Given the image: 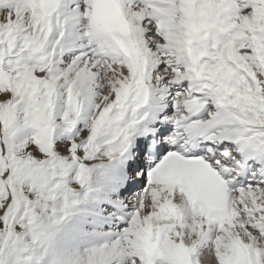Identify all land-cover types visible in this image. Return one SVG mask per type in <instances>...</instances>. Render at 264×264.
Here are the masks:
<instances>
[{
	"label": "bare ground",
	"instance_id": "obj_1",
	"mask_svg": "<svg viewBox=\"0 0 264 264\" xmlns=\"http://www.w3.org/2000/svg\"><path fill=\"white\" fill-rule=\"evenodd\" d=\"M22 1L0 0V104L7 103L0 108V119L1 111L7 109L10 102L23 97L24 103L27 100L25 95L31 93L35 109L31 120L39 124L34 125L36 148L49 152L53 150L48 149L49 144L53 148L62 142L67 146V153L74 150L73 161L64 163L63 170L70 172L71 180L72 177L78 178L80 187L65 195L70 200L66 205H73L58 243L61 259L67 264H149L151 259L157 264H176L175 261L182 262L186 255L190 264L197 260L201 264H217V260H226L235 253L233 256L238 264H264V240L258 235L264 232V196L256 192L244 201L241 199L240 203L233 200L227 225L210 226L205 218L192 212L181 193L166 189L162 197H156L150 192V187H145L129 199L128 220L115 234L117 236L101 230L109 223L102 217L108 219L110 216L104 217L106 206L93 205L102 201L98 196L105 188L101 179L104 168L111 159L120 157L121 144L131 135L127 125L129 114L126 111L113 112L110 108L112 103L119 98L127 99L125 96L131 90L127 84L135 83L136 87L142 84V77L137 75L139 63L148 74L158 78L160 89L174 91L171 75L180 71L182 61L191 59L185 45L174 41L175 24L167 31L174 34L173 37H160L153 31L150 19L158 15L161 6L153 5L136 21L131 35L135 39L132 61L127 60L131 56L125 52L117 59L118 62H109L110 67L107 68L106 65L99 63L94 66L89 62L87 50L74 55L60 50L64 43L81 39L78 30L82 3L67 0L59 16L65 20L61 23L66 24L65 35H55L52 30L53 34L43 42L31 29L33 21ZM171 1L175 5L165 9L175 18H182L183 10L177 1ZM238 6L245 9L240 19L244 22L241 31L245 35L240 48L236 46L231 51V60L223 70L216 68L209 79L203 74L201 77L209 80L213 88L214 98L218 99L215 106L224 105L235 116L234 124L242 123L264 136V18L261 7L249 4L248 0H239ZM139 30L145 33L136 35ZM25 38L31 39L26 41ZM131 45L128 43L127 47ZM216 55L211 56L214 58ZM194 61L189 63L193 69L199 64ZM156 65L159 74L153 71ZM211 65L213 69L214 65ZM13 80H19L20 86H12ZM204 83L208 85L206 81ZM22 85L27 86L28 92L22 90ZM53 111L56 114L64 111L60 116L55 115L59 121H64L63 124L59 122L51 126L50 122L55 123L49 117ZM9 123L10 116L0 122V183L5 191L9 177V147L3 136ZM43 134L46 140H41ZM62 157L64 160L68 156ZM74 170L80 171V177ZM6 203L1 212L8 209L11 200ZM145 237L154 239L148 247V256L140 251V239L144 241ZM95 260L97 262L94 263Z\"/></svg>",
	"mask_w": 264,
	"mask_h": 264
},
{
	"label": "rangeland",
	"instance_id": "obj_2",
	"mask_svg": "<svg viewBox=\"0 0 264 264\" xmlns=\"http://www.w3.org/2000/svg\"><path fill=\"white\" fill-rule=\"evenodd\" d=\"M25 97L27 100L24 103L21 100L23 97H20L2 110L1 118L10 116V124L3 136L9 147V177L6 179V191L0 183V264H67L61 259V253L57 249L64 234L63 227L65 229L70 218V206L73 205H66L70 201L68 198L64 204L65 195L71 194L77 186L80 187L77 185L78 178L72 177L71 180L70 172L63 171V164L73 161L71 157L74 150L67 153V146L62 143L53 148L49 144L48 149H53L49 152L36 148L35 136L25 135L22 127L26 121L27 125L31 123V113L35 111L31 93ZM6 104H0V108ZM44 106L52 108L49 105L42 107ZM54 111L49 116L50 120L55 121L54 124L50 122L52 127L56 123H64L55 118V115L60 116L64 111L58 114ZM44 120L49 123V120ZM48 136L50 137L49 133ZM43 137L44 134L42 140ZM62 156L68 157L63 160ZM9 199V208L1 212ZM233 258L235 260L234 256ZM233 258L230 256L226 260H217V264H230ZM179 264L190 262L186 259ZM191 264L201 263L197 260Z\"/></svg>",
	"mask_w": 264,
	"mask_h": 264
}]
</instances>
